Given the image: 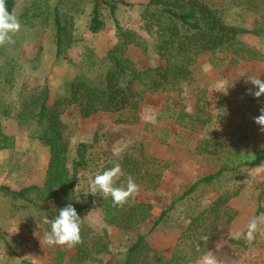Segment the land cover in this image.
Wrapping results in <instances>:
<instances>
[{"label": "rangeland", "instance_id": "1", "mask_svg": "<svg viewBox=\"0 0 264 264\" xmlns=\"http://www.w3.org/2000/svg\"><path fill=\"white\" fill-rule=\"evenodd\" d=\"M145 3L146 0H120L114 16L108 8H102L105 26L92 33V0L15 1L10 13L16 14L21 29L13 43L0 46V130L14 138L10 147L0 149V185L16 191L31 185L44 186L48 149L37 138L28 136L33 125L26 126L15 118L19 95L44 86L49 88L50 103L67 95L69 81L77 69L86 67L87 56L102 58L116 42L115 19L121 27L146 35L140 18ZM55 13L65 33L59 53ZM224 19L246 26L253 13L233 7L225 10ZM242 39L264 55V37L247 33ZM129 56L138 65L156 60L154 53L148 58L130 51ZM216 63L211 55H201L192 64L188 79L147 94L134 111L98 112L85 117L77 106L67 107L61 117L67 126L64 134L70 147L74 195L77 199L87 197L94 176L117 164L122 167L126 157L122 187L131 176L139 185L134 197L153 205L152 217L175 201L164 220L146 236L151 248L168 256L190 216L223 190L236 189L237 194L227 202L236 213L231 219H221L205 254L213 252L221 264H264V234L258 231L251 243L243 237L232 238L236 231L246 233L248 222L264 214V159L257 166L224 170L217 179L199 184L195 191L179 198L199 178L227 167L228 155L238 150L251 152L264 144V133L253 119L264 106V96L257 99L247 95L253 86L245 82L252 76L264 81V57L237 65ZM206 64L211 65L210 72L203 71ZM242 73L245 74L241 76ZM153 118L155 122H149ZM81 142L88 146L79 158L76 147ZM116 147L123 149L119 155L113 153ZM74 158L80 161L75 168L70 163ZM122 173L121 169L119 177ZM147 173L158 175L160 183L156 188L146 186V177L140 179ZM90 196L92 202L83 219L93 230L91 237L105 235L101 238L108 241L107 250L78 263L72 258L74 247L41 243L43 233L50 230V224L44 223L45 218L51 219L46 207L59 206L52 197L34 191L29 193L33 201L27 202L0 190V264H122L128 245L148 231L152 219L125 230L105 220L99 193Z\"/></svg>", "mask_w": 264, "mask_h": 264}, {"label": "trees", "instance_id": "2", "mask_svg": "<svg viewBox=\"0 0 264 264\" xmlns=\"http://www.w3.org/2000/svg\"><path fill=\"white\" fill-rule=\"evenodd\" d=\"M16 0H6V7L12 11ZM120 0H92L93 6L89 30L92 33L101 31L105 26L102 8H108L114 16ZM239 7L253 13L249 25L241 26L227 23L224 19L226 9ZM143 37L137 31L123 28L115 19L116 42L106 51L102 58L87 56L86 67L76 70L75 76L69 81V93L49 102V88L42 87L39 91H28L19 95V110L16 119L26 126L33 125L28 136L37 138L48 149L49 159L46 168L44 186L31 185L13 190L0 185L6 190L27 202L33 198L29 193L52 197L58 208L51 209V219L58 210L71 203L82 219V243L76 245L72 258L76 262L92 259L94 253L107 250L108 241L101 237H91L93 230L85 223L83 214L91 205L90 194L77 199L74 195V173L69 171V142L65 138L67 128L62 114L69 106H77L81 115L90 116L98 112H130L138 108L139 103L147 94L174 86L191 76V66L203 54H209L219 64L237 65L239 63L260 60L264 55L256 47L246 43L242 35L250 33L264 37V0H225L223 3L214 0H146L140 13ZM56 52L62 50L64 43V27L58 14L55 13ZM130 51L146 55L154 53L155 61L147 65H138L129 56ZM153 58V57H152ZM223 62V63H221ZM216 63V64H217ZM181 115H179L180 117ZM13 136L0 130V149L13 144ZM88 145L79 143L76 155L82 158ZM216 154L215 151H207ZM264 159V144L251 151H235L227 157V167H221L214 173L206 174L193 182L179 198L196 190L199 184L217 179L224 170L238 167L259 165ZM122 175L114 186L122 187L126 157L123 158ZM71 167L80 165L76 158L70 161ZM131 174V171H127ZM146 179V186L154 189L160 183L157 174L147 173L140 179ZM127 185V180L125 184ZM237 194V190L228 188L201 210L189 217L186 227L168 256H163L146 242V236L164 220L171 205L152 217L153 205L139 201L136 197L129 198L123 207L113 206L111 197L103 198L104 218L109 223H116L127 230L136 227L147 219L152 224L146 233L139 235L128 245L122 264H188L198 260L209 248L212 232L223 217L233 218L236 213L227 205L229 199ZM54 201V202H55ZM207 236V242L201 237ZM199 246V248L197 247Z\"/></svg>", "mask_w": 264, "mask_h": 264}, {"label": "clouds", "instance_id": "3", "mask_svg": "<svg viewBox=\"0 0 264 264\" xmlns=\"http://www.w3.org/2000/svg\"><path fill=\"white\" fill-rule=\"evenodd\" d=\"M20 29L21 24L16 14L8 11L6 7V0H0V46L13 43V37L20 31ZM203 71L210 72L211 65H204ZM244 74L245 73H242L241 76ZM245 82L251 83L253 86V88H249L247 90V95H252L257 99L264 96V81H262L259 77H248ZM216 91L221 90L217 89ZM259 113L260 114L253 119L254 122L260 126L259 130L264 133V106L259 108ZM149 122L154 123L155 119L153 118ZM122 150V148L116 147L113 149V153L119 155ZM120 174L121 167L119 164L104 171L102 174H96L89 186L88 194L95 196L99 193L103 198L111 197L113 206L123 207L128 203L129 198H134L135 195H138L139 185L131 176H129L127 178L126 187L114 186L115 180L119 178ZM44 223L50 224V230L43 233V240L41 243H44L49 247L67 246L68 248L75 247L76 245L82 243L80 234L82 219L71 203H68L63 208H60L58 210V214L54 218H45ZM262 225H264V214L253 217L248 222L246 233L236 231L232 234V238L239 240L243 237L251 243L255 239V235L258 231L264 234V227H261ZM201 239L207 242L209 238L207 236H203ZM197 247L199 248L198 245ZM196 264H221V261L216 258L213 252L208 251L207 254L202 255L197 260Z\"/></svg>", "mask_w": 264, "mask_h": 264}]
</instances>
